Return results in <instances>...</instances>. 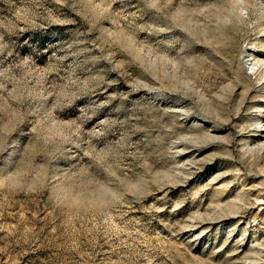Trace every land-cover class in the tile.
<instances>
[{
  "label": "rangeland",
  "instance_id": "374dc122",
  "mask_svg": "<svg viewBox=\"0 0 264 264\" xmlns=\"http://www.w3.org/2000/svg\"><path fill=\"white\" fill-rule=\"evenodd\" d=\"M264 0H0V264H264Z\"/></svg>",
  "mask_w": 264,
  "mask_h": 264
},
{
  "label": "bare ground",
  "instance_id": "6f19581e",
  "mask_svg": "<svg viewBox=\"0 0 264 264\" xmlns=\"http://www.w3.org/2000/svg\"><path fill=\"white\" fill-rule=\"evenodd\" d=\"M263 130H264V127H263Z\"/></svg>",
  "mask_w": 264,
  "mask_h": 264
}]
</instances>
